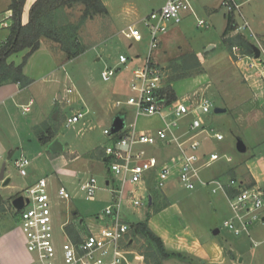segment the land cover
Returning <instances> with one entry per match:
<instances>
[{
    "label": "rangeland",
    "instance_id": "1",
    "mask_svg": "<svg viewBox=\"0 0 264 264\" xmlns=\"http://www.w3.org/2000/svg\"><path fill=\"white\" fill-rule=\"evenodd\" d=\"M201 1L204 0H196V4L198 2L200 4ZM222 1L209 0V4L213 6V9L215 8L211 14L207 15L204 9H201V13L196 10L197 17L209 24L207 27H196V19L191 15L179 24H168L164 36H169L171 43L167 50L174 53L176 51L191 52L177 63L173 62L164 67L166 71L165 83L168 86L169 83L174 82L172 87L179 99L188 92L190 94L208 86L205 94L206 97L211 98L213 107L208 114L201 117L205 121L206 127L221 134L223 140L216 141L207 136L206 139L199 138L200 152L208 154L212 152L219 157L217 161L201 171V176L204 175L208 178L214 176L225 182L230 177L244 178L246 186L242 185V187L253 188V186H248L251 184L248 174L243 173V171H248L259 181L258 187L254 188L263 194L261 217H264V0H234L240 10V14L234 12L233 16L237 29L224 37L225 17L228 12L225 7L221 6ZM156 3L143 6L142 0H111L107 2L110 13L107 11V15H96L92 18L84 16L85 8L81 5L56 11L53 14V22L57 24L56 28L58 27L56 32L58 30L64 36L67 35L70 28L76 27V38L84 52L75 59L68 60L60 45L52 39L41 40V44H46L48 49L60 51L66 59L62 58L59 62L57 59L59 56H56L59 68L54 74H57L58 82H54L53 74L52 76L43 74L45 82H41L39 79L36 85H32L31 90H33V94L38 93V97L36 103L31 106L29 116L38 111V114L46 119L43 128L57 127L58 136L68 144L77 147L78 150L75 154L79 156L78 160L82 164L79 166L81 167L79 177L84 179L94 177L99 188L95 195L96 201H88L78 185L63 184L69 192L71 191L72 199L68 211L73 212L72 219L76 220V227L71 229L74 232L73 239L76 241L89 234L90 230L86 229L87 227L96 229L100 226L95 223L93 218L97 214H101L109 203H107L108 193L101 192V190L112 175L109 174L107 165L97 159L102 154L100 146L107 142L102 130L112 129L116 118L122 122L121 128L129 127L130 124L135 123V113L131 107L121 105L115 108L114 104L116 101H125L130 95L131 70L134 65L138 64L137 60L131 61L130 59L137 53L140 61L146 57L147 33L141 26V20L146 15L145 13L156 7L154 5ZM126 6L133 9L137 7V12L134 16H127L123 21L119 18V14ZM135 21H137L138 29L145 36L141 43H135L122 34V31L127 30L126 24ZM244 22L247 23V27ZM243 25L244 27H242ZM239 26L242 29H238ZM240 35L251 44L250 53L231 45L233 40ZM209 45H213V47H209ZM253 46L260 52L258 58H255ZM160 48L157 50L160 51ZM197 51L202 52L201 56L196 54ZM120 54L126 55L130 61L125 66L117 67ZM244 55L251 59L244 58ZM97 58H101V60L98 61ZM14 60L16 63L20 62V58ZM236 62H239V65ZM107 67H116L118 70L106 82L101 79L100 73ZM199 76L203 79L196 81L195 78ZM68 88L73 91L71 95L65 92ZM48 91L51 94L49 98L47 97ZM58 93L62 94L63 98L58 99ZM95 95L97 101H94ZM93 105L96 110L100 111V113H96L97 115H95ZM216 107L224 108L226 112L216 114L214 113ZM73 112H86V115L78 123L66 127L65 118ZM53 115L56 116L55 120ZM158 120V116H139L136 118V128L137 130L153 131L161 126ZM238 141L243 142L246 147L245 152L241 153L236 150ZM31 143L26 146L27 157H25L30 161L27 167V176L47 179L48 191L53 199L55 231H58V226L65 220L66 215L62 210L60 200L57 199L58 181L53 178L57 162L46 149L36 148L33 145L35 143ZM145 148L149 155L158 158L166 156L165 153L168 151L165 147L156 149L146 146ZM87 150L91 152L92 156H95V160L85 157ZM71 165L69 164L68 167ZM228 168H233V171L236 169L238 172L228 176L223 174V171ZM13 171L15 172V170ZM170 182L169 180L163 188L166 197L173 204L172 209L167 211L166 217L161 215L159 210L155 211L157 206L150 210L149 206L136 208L129 203L122 205L121 217L128 224L148 218L151 220L152 229L154 227L165 237H172L170 238L172 244L168 249L164 246L165 249L180 253L183 258L174 257L159 260L154 244L151 249L141 236L136 237L128 234L126 239L131 237L134 239V244L129 247L130 251L137 252L142 256V261L141 256L139 257V263L210 264L207 262L209 261L214 264H264V221H256L251 225L249 236L246 233L235 236L222 227L223 220L230 216V209L221 192L212 194L209 188L205 187L187 191L176 181L175 183ZM144 191H140L139 196L143 197ZM21 203L23 202L21 201ZM80 218L84 220L82 223L79 222ZM214 228L220 230L218 236H213ZM182 232L184 235L192 233L203 243H207L204 248L208 250L214 246V253L207 254L205 250L204 253H201V257H197L195 253L200 249L198 244L173 238H177ZM57 238L60 242L64 241L60 234H57ZM202 259L206 261L202 263Z\"/></svg>",
    "mask_w": 264,
    "mask_h": 264
},
{
    "label": "built area",
    "instance_id": "2",
    "mask_svg": "<svg viewBox=\"0 0 264 264\" xmlns=\"http://www.w3.org/2000/svg\"><path fill=\"white\" fill-rule=\"evenodd\" d=\"M195 2L196 0H165L159 9L148 13L141 20V25L147 33V54L144 60L134 65L131 70L130 95L125 101H116L114 107H131L135 118L158 116L161 127L153 131L139 132L134 123L115 133L111 129L102 131L107 138L103 147L105 164L112 175L103 188L109 193V203L101 214L95 216V219L104 224L96 230H91L77 242L68 237L60 242L55 231V212L47 179H38L24 191L26 202L19 215V226L26 252L30 256L29 264L128 263L123 243H128L126 236L131 225L122 219L121 208L124 203L136 208L148 204L147 194L139 196V192L146 189L148 179L154 180L157 190H163L167 182L175 177L176 182L187 191L205 187L209 188L212 194L221 192L226 197L230 209V216L223 220L222 227L235 236L243 233L249 236V227L256 221H264V217H261L263 194L259 190L242 187L236 179H229L227 182L218 178L202 179L201 171L218 157L215 153L207 156L202 154L199 138L207 136L216 141L223 140L221 134L206 127L201 117L210 112L213 103L196 93L188 99L171 100L166 90L164 69L152 59L168 24H179L186 15L196 17ZM221 6L225 7L228 13L237 12L239 8L234 0H223ZM5 25L3 23V26ZM197 25L207 27L201 19H197ZM244 25L247 27L246 22ZM123 35L135 43H141L145 39L136 25L128 26ZM137 57L138 55L130 60L135 61ZM130 60L126 55L120 54L117 67L125 66ZM117 70L116 67L104 68L100 73L101 79L109 81ZM72 92L71 89L66 90L67 94L71 95ZM69 101L68 99L67 102ZM85 115L86 112H75L67 116L65 126L78 123ZM146 146L171 148L176 153L161 162L158 157L147 153ZM29 164L30 161L25 156L14 160V166L22 177L27 175ZM79 189L86 200L95 201L99 190L97 180L94 177L86 178L79 183ZM232 189L234 192L231 194L229 192ZM57 199L64 203L71 201L72 196L66 188L60 187L57 189Z\"/></svg>",
    "mask_w": 264,
    "mask_h": 264
},
{
    "label": "crops",
    "instance_id": "3",
    "mask_svg": "<svg viewBox=\"0 0 264 264\" xmlns=\"http://www.w3.org/2000/svg\"><path fill=\"white\" fill-rule=\"evenodd\" d=\"M36 1L37 0H24V5L22 8V14H21V19H20L22 25L27 24V22L29 20V10H30L31 6ZM101 1L104 4V6L106 7L107 11L110 13V11L108 9L107 2H110L111 0H101ZM164 1L165 0H159V1L158 0H142V5L147 6L148 4H153V2H157L156 4H154L156 7L151 8L150 11L148 12V13H150L154 10L159 9L163 5ZM209 3H210L209 0L201 1L200 4H199V2L197 4L195 2L194 10L196 13V17H194V18L196 19V23H197V19H201V18L197 17V12L201 13V9H204V11L207 15L211 14V11L215 9V8L213 9V6L210 5ZM10 4H11V0H0V46H1V44H3L6 41L8 35H9V29L12 25V20H11V14L12 13L10 10ZM196 10H197V12H196ZM136 12H137V7L135 9H133V8L126 6L124 9L121 10V13L119 14V18L124 21V19H126L127 16L131 17L132 15L133 16L136 15ZM237 12L240 14L239 8H238ZM148 13H145V14L147 15ZM227 14H226V17H227ZM189 16L190 15H186L184 17V19L188 18ZM232 16H234V13H232ZM209 17H210V15H209ZM233 19L235 22L234 17H233ZM201 20H203V19H201ZM137 21L126 24V28L128 26H131V25L137 26V23H136ZM3 23L6 25L3 26ZM205 23L207 26H209V24H207V21H205ZM226 24H227V20H226ZM196 27H199V26L196 24ZM225 28H226V25H225ZM122 34H123V31H122ZM160 40H161L160 45H159V48L161 47L160 51L156 50L154 52V54L152 55V59L158 66H160L161 68L164 69V72H166L164 67H167L168 65H170L173 62L177 63V61H179L182 57H185L186 54L191 52V51H184V52H180V51L177 52L176 51L174 53L171 50H167L168 46L171 43V38L169 36H164V34H162ZM209 47H213V45H209ZM26 53H27V50H22L18 53L11 55L10 57H8L7 63H13L15 65H19L22 61V58L26 55ZM174 54H175V56H174ZM178 54L181 56H179V57L177 56L178 57L177 58L176 55H178ZM196 54L198 56H201L202 52L197 51ZM19 55H20V57H17ZM57 55L59 56L57 58L59 62H61L62 58L66 59V58H64L63 54L60 51L50 49V48L48 49L46 44H41V42H40V47L28 57L26 64L23 67V74L25 75V77H27L28 79L30 78L32 80L31 81L29 79L31 81L30 84H28L26 86H21L19 83H7V84L0 86V197L2 199V204H3L2 205L3 208H2V210H0V264H29V262H30V256L26 252V249H25L24 237L20 231L19 215H20V212H21V209H22L24 203L26 202V199L24 197L25 196L24 191L27 188H29L30 186H32L41 177L40 178L28 177L26 175V176H24L25 178H22V176H20L18 173L17 174L19 176L16 174L17 170L14 166V160L15 159H17L20 156H26L27 155V152H26L27 144L31 145L32 144L31 142H34L35 143V144H33L34 147H36V148L42 147V148L46 149V151L52 157H55L56 162H57V167L54 169L55 170L54 171L55 176L53 175L54 176L53 178L56 179V181H58V185H57L58 188L64 187V185H63L64 183L69 184L70 186H75V185L77 186L78 185V187H79V183L81 181L85 180L83 177H79V174L81 173V167H79V166L82 164H80V162H79L80 160H78L79 156L75 154L78 150L77 147H75L72 144H68L67 141H63L58 136V132H57L58 128L57 127L55 128L53 126H49V127L42 128L44 123L46 122V119H44L41 116V114H38V111L36 112V114H32L29 116V113L31 111V106H33L36 103V100H37L36 98L38 97V93L33 94V90H31L32 85H34V84L36 85L38 83L39 79L41 80V82L44 81L43 80L44 77L42 76L43 74H45L47 76L48 75L52 76V74H53V80H55L54 82H58L57 74H54L56 72L57 68H59L57 65L59 62L57 63V59H56ZM136 55H138V57L135 58L137 60V62L138 63L142 62L143 60L140 61L139 54L137 53ZM79 56H77V57H79ZM244 56H245L244 58L251 59L250 57H248L246 55H244ZM13 58L14 59L20 58V62L16 63V61ZM73 59H75V58H73ZM97 60L99 61V60H101V58L100 59L97 58ZM236 63H237V65H239V62H236ZM59 66H62V65H59ZM201 79H203L201 76L195 78L196 81H200ZM203 82L204 81L202 80V83ZM173 83L174 82L169 83L168 86L171 87L173 93H175L174 89L172 87ZM207 87L208 86H206L205 88L203 87V88L199 89V91H193V92L190 91L191 92L190 94L188 92L187 94L183 95L181 99H179L177 97H176V99L177 100L188 99L194 93L206 97L205 92H206ZM66 90H65V92H66ZM50 95L51 94L49 92L47 94V97L49 98ZM175 96H176V94H175ZM57 98L58 99L63 98V95L58 93ZM206 98L211 100L210 97H206ZM52 100L54 102L53 95H52ZM98 100H99V98H98ZM94 101H97L96 95L94 96ZM92 107L95 109V105H93ZM219 108H221V107H219ZM24 109H27V111H24ZM94 111H95V115L100 113V111H98L96 109ZM225 112H226V109H225ZM73 113H75V112H73ZM73 113H71V114H73ZM55 117L56 116L53 115L54 120H55ZM158 122L161 123V120L159 119ZM135 124H136V118H135ZM130 125H132V124H130ZM45 128H48V130H47L48 132H46ZM107 129H110V128H107ZM43 130H45L46 133H44ZM138 131L139 132H145V130H138ZM146 131H149V130H146ZM40 135H44L47 138L51 137L52 139L50 138V139H48V141L46 143H44L43 140H41ZM203 139H206V136L205 137L203 136ZM56 140H57V143H56L57 149L55 151L49 150V147H51L52 143ZM105 144L100 146L102 148V154L100 155V157H97V159H99L102 163H105V155H104V148H103L105 146ZM159 148L163 149L164 147L160 146ZM91 149H94V148H91ZM166 149H168V151L165 153L166 156L159 157L161 162H163L165 159H167L168 157H170L176 153L174 149H171V148H166ZM145 150H146V148H145ZM35 152H37V151H35ZM86 153L87 154L85 155V157H87L91 160H95L94 159L95 156H92L90 154L91 152H88V150H87ZM201 153L204 154L205 156L208 154L207 152H201ZM210 153H212V152H210ZM218 158H217V160H218ZM52 161H54V160H52ZM10 163H11V165H10ZM69 164H72V165L70 167H68ZM232 169L233 168H228L227 170L225 169L223 171V174H227V176H228L231 173H237L238 172V171H236V169L234 171ZM13 170H15V172ZM243 173H247L248 177L251 181V184H249L248 186H253V188L258 187L259 181L256 179L255 176L250 174L248 171H246V172L243 171ZM109 174H110V172H109ZM201 177L204 180L217 178L214 176L208 178V177H204V175ZM150 178L153 179V177H150ZM229 179H232V178L230 177ZM234 179H236V178H234ZM236 180L241 185L246 186V180L244 178H237ZM170 181H171L170 183H173V182L175 183V181H176L175 177H172L170 179ZM145 187L148 189L145 191L143 190L145 192L143 195L147 194L149 196L148 197L149 201H148V204L146 206H149L150 210L153 207L157 206L155 211L159 210L160 214L165 215V217H166L168 214L167 211L169 209H172V207H173V204H171V201L169 200V198L166 197L163 190L155 189L154 180L148 179V182L145 184ZM198 189H201V188H198ZM101 192H105L106 194L108 193L104 189H102ZM107 195H109V193ZM222 196H224V195L222 194ZM19 198L23 202L21 207H20V201H18ZM224 198L226 199L225 196H224ZM109 200H110V196H109V199L107 200V203L109 202ZM70 204H71V201L60 203V205H62V210L64 211L66 218L58 226L59 229L57 228L58 231H56V234L62 235L64 240H65V238L68 237L69 239L76 241L73 239L74 232L71 231L72 227H74V226L76 227V225H75L76 220L72 219V216H73L72 213L73 212L68 211ZM63 211H62V213H63ZM81 219L82 218L79 219L80 223H82L84 221L83 219L82 220ZM93 220L95 221L96 224H100V226L104 224V222H102L98 219L93 218ZM141 221L147 222L148 228L162 240L164 246L166 247V249H168L169 246L172 244V242L170 241V238H172V237H170V238L165 237L162 232L160 234L157 229L156 230L154 229V227L152 229L151 228L152 227L151 220H149L148 218L146 220L142 219L138 222H141ZM134 224L135 223L130 224L131 228H130V231L128 232V234H131L132 227ZM55 227H56V225H55ZM86 229H89L90 231L94 230V229H91V227H87ZM215 229H218V228H214L213 231ZM213 231H212V233H213ZM219 234H220V230H219L218 234H213V236H218ZM186 235H184V233L182 232V233H179L177 238L176 237H173V238L174 239H178V238L184 239L186 241H190L191 243L198 244V246H200V249L197 251V253H195V255H197V257H201V255H202L201 253H204L205 250H206L207 254H213L214 253V249H215L214 246H211L209 248L210 250H208V249L204 248V245H206L207 243H203L201 240H199L198 237H195L192 233L186 234ZM127 236H126V238H127ZM127 240H128V243L127 242H126L127 244L123 243V245H124L123 247H124V250L126 253L128 263L123 262L122 264H137V263H139L138 258L141 255H138L137 252L130 251L129 247H131V245L134 244V239H132V237H131ZM209 259L211 261V258H209ZM204 261H206V260L202 259L201 262L203 263ZM207 262L210 264H214V263L209 262V261H207Z\"/></svg>",
    "mask_w": 264,
    "mask_h": 264
},
{
    "label": "trees",
    "instance_id": "4",
    "mask_svg": "<svg viewBox=\"0 0 264 264\" xmlns=\"http://www.w3.org/2000/svg\"><path fill=\"white\" fill-rule=\"evenodd\" d=\"M23 5L24 0H11L10 10L12 13V25L9 29V35L6 41L0 46V86L7 83H19L21 86L30 84L31 81L23 74V67L28 57L40 47V42L44 38L49 40L52 39L54 42L58 43L68 60L76 58L84 52L83 47L78 43L76 38V27H73V29L70 28L67 35L64 36H62L58 30L57 32L55 31L58 29V27L56 28L57 24L53 22V14L56 11L62 8L81 5L85 8V17L92 18L96 15L108 14L101 0H37L29 10V20L27 24L22 25L20 19ZM226 20L227 24L223 37L236 29L232 13L227 14ZM231 45L244 49L248 53H250L252 48L251 44L241 35L237 36ZM22 50H27V53L22 58L19 65L7 63L8 57ZM166 90L171 100L176 98L171 87L167 86ZM45 130L48 132V128H45ZM45 130H43L44 133H46ZM40 138L44 143L49 139L44 135H40ZM232 192H234L233 189L230 190L229 193L232 194ZM2 205V199L0 197V210L3 208ZM131 234L135 236L139 235L144 238L151 249L154 244L156 256L159 257H157L159 260H166L174 257L183 258V255L180 253L166 250L162 240L148 228L147 222L145 221L135 223L132 227Z\"/></svg>",
    "mask_w": 264,
    "mask_h": 264
},
{
    "label": "water",
    "instance_id": "5",
    "mask_svg": "<svg viewBox=\"0 0 264 264\" xmlns=\"http://www.w3.org/2000/svg\"><path fill=\"white\" fill-rule=\"evenodd\" d=\"M253 51L255 53V58H258L259 57V53H260L259 50H258V48H256L255 46H253ZM223 112H225V109H223V108H219V107L214 108V113H216V114L223 113ZM121 125H122V122L118 118H116L114 120V122H113V128L111 129V131L113 133L120 131L121 130V127H122ZM56 143L57 142L54 141L52 143L51 147H49V150L55 151L57 149ZM236 149L239 152H241V153L245 152V150H246V148H245V146H244V144H243L242 141H238L237 142ZM18 201H20V203H21L22 200L19 198ZM20 205H22V203ZM218 232H219V229H215L213 231V234H218Z\"/></svg>",
    "mask_w": 264,
    "mask_h": 264
}]
</instances>
